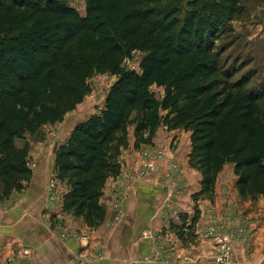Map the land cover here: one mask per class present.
Returning <instances> with one entry per match:
<instances>
[{
    "label": "trees",
    "instance_id": "1",
    "mask_svg": "<svg viewBox=\"0 0 264 264\" xmlns=\"http://www.w3.org/2000/svg\"><path fill=\"white\" fill-rule=\"evenodd\" d=\"M157 1L87 0L81 18L57 0H0V10L8 6L44 22L0 36V200L21 191L31 177L25 133L60 122L87 94L83 64L75 62L77 52H68L82 35L87 47L102 45L94 64L117 81L102 113L77 124L57 149L56 180L69 187L61 200L63 214L92 229L103 224L100 200L107 181L120 174L116 151L130 123L137 149L150 145L161 127L190 134L188 167L200 175L199 191L191 196L194 214L168 228L183 245L195 242L196 205L214 202L217 177L226 165H233L234 189L242 201L264 199V87L246 91L250 76L233 80L235 73L215 53L242 0H221L220 9L205 20L196 15L201 2L194 0L178 33V12H166ZM133 52L144 54L138 73L121 67ZM152 88H161L162 97Z\"/></svg>",
    "mask_w": 264,
    "mask_h": 264
},
{
    "label": "rangeland",
    "instance_id": "2",
    "mask_svg": "<svg viewBox=\"0 0 264 264\" xmlns=\"http://www.w3.org/2000/svg\"><path fill=\"white\" fill-rule=\"evenodd\" d=\"M28 1L34 2L35 0ZM57 1L76 11L81 18L86 16L87 0ZM193 1L168 0L166 2L158 0L157 4L166 12L170 10L178 12V33L183 28L185 17L193 13L189 7ZM200 2L201 5L196 9V15L202 20L220 9L222 3L221 0H200ZM239 11L238 16L230 23H226L225 26L229 29L216 41L215 53H221L220 62L223 67L233 70L235 73L233 80L250 76L246 91L260 90L264 87V0H242ZM37 23H41L38 27L44 24L39 16H33L30 12L18 11L11 7L9 10L8 6L0 10L1 37L7 32L11 33L12 30L16 31L14 33L16 35L22 30L28 32L36 28ZM85 36L82 35L71 43L68 52L69 54L77 52L75 62L83 64L80 67L83 73L80 74L85 78L87 94L81 103L72 112L66 114L60 122L47 124L36 133L26 132L24 135V143L26 142L29 148L27 165L31 170V175L43 167L46 168V176L42 185L43 196L46 200V208L52 214V218H72L62 213L61 200L69 187L56 180L54 160L57 149L66 143L77 124L86 122L102 113L108 91L117 81L116 76L109 72H99L96 68L94 62L101 54L102 45L87 47L90 42ZM143 56L144 54L141 52H133L130 58L123 60L122 69L138 73ZM72 62L74 61L72 60ZM151 91L157 98H161L163 95L161 88H152ZM260 102L264 111V98ZM133 130L134 123H130L127 127V135L124 141L119 143L116 151L117 161L121 166L120 174L116 179H110L111 182L107 181L100 203L107 218L110 214L109 218L120 221L125 218L126 203L135 197L143 184L147 181L151 182L153 188L161 190L160 192L163 191L160 196L163 199L161 198V204L153 217L163 218L162 222L164 223L160 229L161 232L159 231L161 234L162 230H169L170 223H179L181 216L191 218L194 214L195 203L190 196L194 194L199 174L188 167L190 134L183 130L167 131L161 127L150 145H143L137 149L134 146ZM24 143L17 141L16 144L22 146ZM30 179L24 184L21 183L22 190L17 193H21L29 187ZM235 180L233 165L224 167L216 181L214 202L207 201L209 205L204 211V216L200 208L204 201L199 202L196 206L200 211L199 218H209L208 226H214L221 221L220 223H224L227 232L231 233L235 240H241L249 233L248 226L242 218H264V213H261L262 206H260L264 205V199L257 198L254 202L242 201L234 189ZM7 201L8 199L0 200L1 210ZM220 202H226L223 205L224 210L227 205H232L226 214L224 211L220 210L218 213L214 210L213 206ZM217 218L224 219L218 220ZM61 234L77 235L83 238L80 232L72 230L63 231ZM164 242V247L167 248L165 253L170 254L173 243L169 239ZM212 248L214 264L217 254L216 244H213ZM231 251H233V247Z\"/></svg>",
    "mask_w": 264,
    "mask_h": 264
},
{
    "label": "crops",
    "instance_id": "3",
    "mask_svg": "<svg viewBox=\"0 0 264 264\" xmlns=\"http://www.w3.org/2000/svg\"><path fill=\"white\" fill-rule=\"evenodd\" d=\"M45 176V167L33 172L29 187L21 193L14 191L0 208V264H213L212 240L204 233L209 218L198 219L193 244L183 245L167 229L160 234L163 218L153 217L163 191L151 182L143 184L126 203L125 218L119 221L109 214L101 226L92 229L73 217L52 218L43 196ZM199 176L194 193L199 189ZM202 203L204 216L209 204ZM225 203H217L214 210L226 214L232 205L224 210ZM260 206L264 213V205ZM242 219L249 233L234 240L231 264H264V218ZM66 230L80 232L83 238L61 234ZM167 239L173 243L170 254L165 253Z\"/></svg>",
    "mask_w": 264,
    "mask_h": 264
},
{
    "label": "built area",
    "instance_id": "4",
    "mask_svg": "<svg viewBox=\"0 0 264 264\" xmlns=\"http://www.w3.org/2000/svg\"><path fill=\"white\" fill-rule=\"evenodd\" d=\"M28 166V165H27ZM208 226V225H207ZM241 229V228H240ZM205 236L216 244L217 254L214 264H231V248L235 238L227 232L224 223L218 222L216 225H210L204 229Z\"/></svg>",
    "mask_w": 264,
    "mask_h": 264
}]
</instances>
